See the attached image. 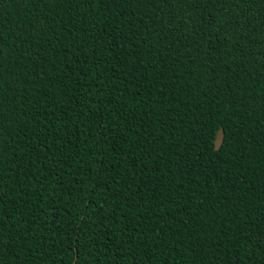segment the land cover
Masks as SVG:
<instances>
[{
	"label": "trees",
	"instance_id": "obj_1",
	"mask_svg": "<svg viewBox=\"0 0 264 264\" xmlns=\"http://www.w3.org/2000/svg\"><path fill=\"white\" fill-rule=\"evenodd\" d=\"M0 249L264 264V0H0Z\"/></svg>",
	"mask_w": 264,
	"mask_h": 264
},
{
	"label": "water",
	"instance_id": "obj_2",
	"mask_svg": "<svg viewBox=\"0 0 264 264\" xmlns=\"http://www.w3.org/2000/svg\"><path fill=\"white\" fill-rule=\"evenodd\" d=\"M223 128L220 127L218 131L216 132L215 140H214V148L218 150L222 144L223 141Z\"/></svg>",
	"mask_w": 264,
	"mask_h": 264
},
{
	"label": "snow or ice",
	"instance_id": "obj_3",
	"mask_svg": "<svg viewBox=\"0 0 264 264\" xmlns=\"http://www.w3.org/2000/svg\"><path fill=\"white\" fill-rule=\"evenodd\" d=\"M2 255H3V251H2V249H0V264H3Z\"/></svg>",
	"mask_w": 264,
	"mask_h": 264
}]
</instances>
